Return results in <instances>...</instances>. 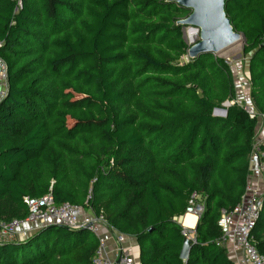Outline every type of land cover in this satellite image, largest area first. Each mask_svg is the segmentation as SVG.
<instances>
[{
  "label": "trees",
  "instance_id": "1",
  "mask_svg": "<svg viewBox=\"0 0 264 264\" xmlns=\"http://www.w3.org/2000/svg\"><path fill=\"white\" fill-rule=\"evenodd\" d=\"M0 0V221L50 193L136 241L140 264H234L217 225L241 200L257 119L236 100L230 65L187 58L171 0ZM243 38L252 111L264 116V0H226ZM225 109V117L207 110ZM204 197L187 261L190 195ZM264 256V194L252 232ZM87 230L37 227L0 243V264H92Z\"/></svg>",
  "mask_w": 264,
  "mask_h": 264
},
{
  "label": "built area",
  "instance_id": "2",
  "mask_svg": "<svg viewBox=\"0 0 264 264\" xmlns=\"http://www.w3.org/2000/svg\"><path fill=\"white\" fill-rule=\"evenodd\" d=\"M15 1L21 7V1ZM6 77V64L0 58V103L6 95ZM228 104L238 103L232 101ZM243 109L249 118L257 119V130L260 126L259 121L263 123L264 127V116L256 115L250 107L244 106ZM249 175L251 178L260 180L261 188H255L247 181L240 202L230 211L222 209L217 225L221 231L222 245L232 237L235 247L241 252V257L236 261V264H264V256L257 252L252 237V232L259 218L264 194V139L259 140L254 137L249 155ZM204 199L197 193L190 195L184 214L174 220L182 224V218L188 214L199 219L204 210ZM24 203L27 208V216L23 221L17 219L10 222L0 221V243L11 239L24 221L39 228L54 224L72 231L87 230L97 236L102 226L107 227L102 216L92 215L79 218L78 211L81 209L80 207L68 202L56 205L50 193L40 198L26 197ZM182 228L183 237L190 239L194 244L196 241L195 231L184 226ZM111 233L114 235L117 244L114 257L110 258L106 255L103 240L99 239V247L93 255L92 264H140L135 257L134 247L125 244L127 236L114 230H111Z\"/></svg>",
  "mask_w": 264,
  "mask_h": 264
},
{
  "label": "water",
  "instance_id": "3",
  "mask_svg": "<svg viewBox=\"0 0 264 264\" xmlns=\"http://www.w3.org/2000/svg\"><path fill=\"white\" fill-rule=\"evenodd\" d=\"M191 13L178 24L190 26L199 30L200 40L189 47L188 57L196 58L200 54H216L238 41L242 36L233 31L229 20L225 16L224 3L226 0H171ZM228 103H223L227 107ZM225 109H214L213 116L225 117ZM192 241L183 238L179 257L187 261Z\"/></svg>",
  "mask_w": 264,
  "mask_h": 264
},
{
  "label": "crops",
  "instance_id": "4",
  "mask_svg": "<svg viewBox=\"0 0 264 264\" xmlns=\"http://www.w3.org/2000/svg\"><path fill=\"white\" fill-rule=\"evenodd\" d=\"M231 67V66H230ZM249 84V83H248ZM235 102H237L238 104H240L237 99L235 100ZM244 107V106H243ZM252 108V107H251ZM252 110V109H251ZM258 124V122H257ZM260 125V126H259ZM259 128L257 130V127H256V131H255V134H254V137H256L257 139L259 140H263L264 139V127H263V123L259 121ZM247 181H249L251 183V185H253L255 188L257 187H260L261 188V182L260 180H257V179H254V178H251L250 175H248L247 177ZM94 215L91 210H85V209H80L78 211V216L79 218H83V217H88V216H92ZM189 215V214H188ZM191 215V214H190ZM187 215H185L183 218H182V226L184 227H187L184 225V222H185V218H186ZM194 216V215H193ZM195 217V216H194ZM197 221L198 219H196L195 221V225L194 227H187V228H190V229H193L195 231V226L197 224ZM178 223V222H177ZM179 224V223H178ZM37 229L36 226H34L33 224H30L26 221H24L22 223V225L18 228V230L15 232V235L9 239L8 241H12L14 239H17V240H23L25 239L26 237H28L31 233L34 232V230ZM110 230V231H109ZM94 235V234H93ZM98 240L99 239H102L103 240V245H104V250H105V253L108 257L110 258H113L114 257V254H115V251H116V248H117V244L115 242V239H114V235L111 233V229H109L108 227H105V226H102L99 230V234L98 236L97 235H94ZM99 237V238H98ZM184 238V237H183ZM125 244H129V245H132L134 247V250L136 248V241L134 238L132 237H127V239L125 240ZM227 251V255H228V258L234 263L236 264V261L241 257V252L239 249H237L235 247V244H234V240L232 237H230L229 239H227V241L224 243L223 245ZM134 254H135V257L136 259L138 260L137 258V255H136V250L134 251ZM139 262V261H138Z\"/></svg>",
  "mask_w": 264,
  "mask_h": 264
},
{
  "label": "rangeland",
  "instance_id": "5",
  "mask_svg": "<svg viewBox=\"0 0 264 264\" xmlns=\"http://www.w3.org/2000/svg\"><path fill=\"white\" fill-rule=\"evenodd\" d=\"M189 27L190 26L183 27L182 34L184 41L190 47L200 40V34L198 32L195 37H187L186 33ZM242 48L243 38L241 37L237 42L231 44L230 46L226 47L225 49L214 55L216 57L223 58L231 66L233 82L236 89V99L241 105L251 108L247 76V61L242 53ZM187 58L188 56H184L183 60L186 61ZM206 113L212 115L214 113V109L207 110Z\"/></svg>",
  "mask_w": 264,
  "mask_h": 264
},
{
  "label": "bare ground",
  "instance_id": "6",
  "mask_svg": "<svg viewBox=\"0 0 264 264\" xmlns=\"http://www.w3.org/2000/svg\"><path fill=\"white\" fill-rule=\"evenodd\" d=\"M198 32H199L198 29L189 27L186 34H187V37H192V36L195 37L198 34ZM195 221H196V217H194L193 215L189 214L185 218L184 225L187 226V227H192L193 228L194 225H195Z\"/></svg>",
  "mask_w": 264,
  "mask_h": 264
},
{
  "label": "clouds",
  "instance_id": "7",
  "mask_svg": "<svg viewBox=\"0 0 264 264\" xmlns=\"http://www.w3.org/2000/svg\"><path fill=\"white\" fill-rule=\"evenodd\" d=\"M15 1V0H14ZM21 1V0H20ZM18 3V2H17ZM18 5V4H17ZM19 7V6H18ZM20 8V7H19ZM226 103H228V102H226ZM228 106L227 107H229V106H231V105H229V104H227ZM223 106V105H222ZM227 107H225V108H227ZM224 109V108H223ZM213 115V114H212Z\"/></svg>",
  "mask_w": 264,
  "mask_h": 264
}]
</instances>
